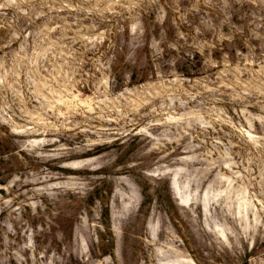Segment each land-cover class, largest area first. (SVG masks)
<instances>
[{
  "label": "rangeland",
  "instance_id": "374dc122",
  "mask_svg": "<svg viewBox=\"0 0 264 264\" xmlns=\"http://www.w3.org/2000/svg\"><path fill=\"white\" fill-rule=\"evenodd\" d=\"M0 264H264V0H0Z\"/></svg>",
  "mask_w": 264,
  "mask_h": 264
}]
</instances>
